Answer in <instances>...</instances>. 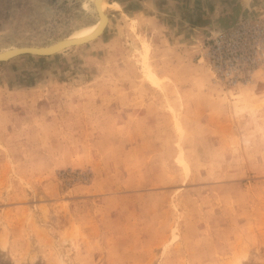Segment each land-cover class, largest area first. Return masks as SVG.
Segmentation results:
<instances>
[{"label": "rangeland", "instance_id": "374dc122", "mask_svg": "<svg viewBox=\"0 0 264 264\" xmlns=\"http://www.w3.org/2000/svg\"><path fill=\"white\" fill-rule=\"evenodd\" d=\"M168 1L0 61V264H264V0ZM99 19L0 0V51Z\"/></svg>", "mask_w": 264, "mask_h": 264}, {"label": "water", "instance_id": "95a60500", "mask_svg": "<svg viewBox=\"0 0 264 264\" xmlns=\"http://www.w3.org/2000/svg\"><path fill=\"white\" fill-rule=\"evenodd\" d=\"M96 10L98 12L99 17L101 18L102 21V27L100 28V32L98 34H95L94 36H91V38L88 39H84V40H58L56 42H54L53 44H50L48 46H16L13 48H9L3 51H0V61L3 60H8L12 57L21 55V54H33V55H40V56H44V55H51L54 54L60 50H63L65 48L71 47V46H75V45H81L83 43L89 42L95 38H97L98 36H100L104 29H105V24H104V16L102 14V11L100 9L99 6V0H95L94 1ZM237 11L234 13L233 16V21L236 19L239 10L241 9V6L237 7ZM223 18H220V20L222 21ZM225 20H227L226 18H224ZM224 23V22H223ZM59 43H61L59 46H54V45H58Z\"/></svg>", "mask_w": 264, "mask_h": 264}, {"label": "bare ground", "instance_id": "6f19581e", "mask_svg": "<svg viewBox=\"0 0 264 264\" xmlns=\"http://www.w3.org/2000/svg\"><path fill=\"white\" fill-rule=\"evenodd\" d=\"M95 1V0H94ZM99 6L100 9L102 11V14L104 16V24L105 26L107 25V21H108V16H107V11H106V0H99ZM102 27V21L101 18L99 19V21L93 25H90L88 27H85L77 32H74L73 34H70L67 38H65L64 40H84V39H90L91 36H94L95 34H98L100 32V28ZM61 40V39H60ZM53 44V43H52ZM61 43H59L58 45H54V46H59ZM50 45V44H48ZM45 45V46H48ZM14 258L13 260H15L17 263H20L21 261H19L18 259L15 258V255L11 254ZM21 264V263H20Z\"/></svg>", "mask_w": 264, "mask_h": 264}, {"label": "crops", "instance_id": "0c3cea01", "mask_svg": "<svg viewBox=\"0 0 264 264\" xmlns=\"http://www.w3.org/2000/svg\"><path fill=\"white\" fill-rule=\"evenodd\" d=\"M231 0H229V2H230ZM169 3L171 2L170 0L168 1ZM164 4V3H163ZM228 4V2H227V0H223V1H221V2H218V5H217V8H219V10H220V8H224V7H226V5ZM165 6V5H164ZM167 6V5H166Z\"/></svg>", "mask_w": 264, "mask_h": 264}]
</instances>
